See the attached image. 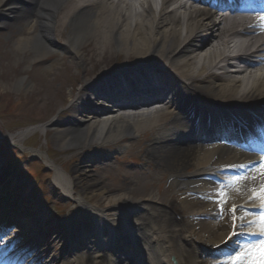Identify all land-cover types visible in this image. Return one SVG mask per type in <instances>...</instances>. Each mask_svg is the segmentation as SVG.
I'll list each match as a JSON object with an SVG mask.
<instances>
[{
  "label": "bare ground",
  "instance_id": "obj_1",
  "mask_svg": "<svg viewBox=\"0 0 264 264\" xmlns=\"http://www.w3.org/2000/svg\"><path fill=\"white\" fill-rule=\"evenodd\" d=\"M256 7L238 11L222 0H162L158 8L155 0H0V14L20 21L18 48L32 51V60L38 61L62 51L71 58L69 66L76 68L68 94L60 96L64 107L42 125V130L36 129L53 128L56 148L78 149L66 174L50 162L55 182L69 194L123 193L119 198H106L108 202L102 208L76 196L93 214L113 215L125 225L141 226L142 230L129 231L127 236L147 245H138L136 254L129 255L125 251L132 248L122 247L119 240L126 231L122 223L109 219L114 224L112 238L104 240L96 229L101 218L90 222L87 214V220L59 227L53 220L43 225L45 218L38 213L28 224L42 225V234L34 233L26 242L4 246L0 255L5 250L17 253L27 245L35 254L45 257L48 252L53 261L62 258L60 264H73L63 245L70 240L82 245L93 235L95 249L79 247L88 252L86 264H115L109 254L103 253L108 242L114 243L108 247L122 253L117 260L125 263L143 259L142 264H153L155 258L157 264H206L210 258L200 259L193 246L183 245L185 239L191 238L200 247L209 245L227 251L231 230H249L241 225L250 219L241 205L247 204L264 178L260 168L264 143L246 144L236 137L264 142V122L257 115H264V20L255 14ZM230 51L243 54L238 59L241 65L233 69L227 54ZM222 55H226L223 61L216 62ZM54 65L50 62L48 68ZM142 66L153 67L154 75L145 77L144 71L137 75L129 70H142ZM150 81L154 85L146 91L136 85L145 86ZM20 84L23 80L18 81ZM205 100L213 106L203 108ZM109 104L117 112L112 113ZM191 130L205 135L191 137ZM26 132L30 130L6 136L18 142ZM128 136L136 137L134 150L138 158L148 160L149 168L154 165L152 169L138 171L109 160V152ZM106 142L113 143L100 146ZM220 167L230 173L244 169L252 172L228 185L224 192L216 182L202 178L208 173L219 175ZM165 175H170L171 183L158 199H164L172 189L180 190L179 205L188 216L187 224L171 231V235L166 228L178 225L177 221L167 210L152 204L157 196L150 191ZM12 182L22 184L17 174L0 167V202L6 196L8 204L11 199L23 204L31 191L27 187L20 190ZM219 212L223 219L218 217ZM99 224L104 237L108 227ZM173 255L175 260L171 261Z\"/></svg>",
  "mask_w": 264,
  "mask_h": 264
},
{
  "label": "rangeland",
  "instance_id": "obj_2",
  "mask_svg": "<svg viewBox=\"0 0 264 264\" xmlns=\"http://www.w3.org/2000/svg\"><path fill=\"white\" fill-rule=\"evenodd\" d=\"M2 21L5 20L0 15V132L2 133V135L0 133V137L4 138L3 134L5 135L11 132L17 133L19 131H23L24 129H28L33 125L36 126L35 123L40 121L41 123L37 124V127L42 130L41 125H44L48 122V120L55 118L57 116V110H59L61 106L64 107V105H62L60 96H62L63 93L66 95L68 94L70 84L74 80L73 78L76 76V68L73 64L69 66V61L71 58H69L67 55L64 56L63 52L61 51H54L53 57L47 59L48 61L32 60V51H23L17 46V38L21 35V30L18 27L20 22L13 21L11 23H6L4 27H1ZM50 62H54L55 64L53 69L48 68ZM112 63L114 64V62ZM81 76L82 74L80 73L79 77ZM19 80H23V84H20V87L18 85ZM7 104L9 107H5ZM12 107L15 108L12 110V113H9ZM41 130H35L36 132L34 133L33 130L26 132V134L21 139H19L18 142L8 140L9 138L6 137L5 141H10L14 146L8 145L5 148L6 154H4V160L0 157V167L8 169L12 174H16L15 172L17 171L18 175H22L23 170H27L29 173L33 174L39 173L41 180L47 176L48 178L45 179L50 182L49 186L51 185L53 188L56 187L54 188L55 192L52 190L50 191L48 184H44L45 182L40 181V184L44 189L43 195L38 192L35 193L34 188H36L37 185H34L33 182L27 179L24 181V178L20 175L19 179L22 182V185L27 183V185L33 189L31 191H34L31 193L32 197L27 199L31 204H28L29 206H27V200H24L22 202L23 204H18V202L13 199L9 200L11 202L8 204L6 203V196L3 197V201L0 202V226H2L3 222H7L9 216L14 215L15 217H11V219L15 222L11 228H13V231L16 232L19 238L23 240H25V238L28 236V233L32 231H43L42 225H38L37 223L28 225L27 223L29 220H35V212L40 213V209L43 210V213H41L42 218H46L44 215V212L46 211L43 207L44 205L47 206L48 210L50 211L49 214L52 217H55L56 214H58L57 209H59L61 210L60 213L63 215V218L69 222L76 223V220H87V214L89 215L90 222H92L91 219L99 220L98 214H93V212L89 211L84 205L75 201L74 198L72 200V196L70 194H65L63 191L57 188V186L54 184L55 174L53 166L47 163L48 159H46V157L49 158V154L51 157L50 159L53 158L54 160H52L60 164L61 168L67 173L74 155L78 152V149L68 151V149L64 150L61 148H56L53 139V128H50L47 131V136H45L44 132ZM127 138L128 141H125L120 148L116 149L117 157L115 155V151L109 152L108 150L110 156L109 160H113L116 164L123 162L129 168L140 171V164L133 163L140 160L131 154L132 149L130 148V143L134 140V138ZM109 143L110 142H106L100 146L107 147ZM36 147H41L42 151L40 152V155H42L43 158H41L40 155L39 157H36L37 155L35 156L34 152H36V150H34V148ZM16 157H19L21 160L23 159V162L21 165L13 166L14 158ZM130 160L132 162H129ZM168 177L169 176L166 175L159 179L158 184L150 190L152 194L157 195L160 193L158 192L160 189V182H165L166 180L168 181ZM13 183L15 182H12V184ZM15 186H17L16 183ZM164 187L161 188L164 189ZM20 190L25 189L22 187ZM74 194L75 196L76 194L83 196L91 206L98 208H102L107 204L108 199L106 198L109 197L115 199L123 195V193L119 191L109 194L105 192L102 193L100 191L96 192L95 194L94 192L81 193L74 191ZM134 194V196H139V193ZM176 196H174L175 198L173 197L171 200L172 203L173 201L175 203H171V205L169 204L170 200L167 198H156L152 204L166 209L168 212H170L169 214L173 218H175L176 212L184 216L186 214L184 210H182L178 205L179 199L178 195ZM21 199H24V197H21ZM146 203L149 204L150 202L147 201ZM141 204L144 205L145 203L143 202ZM91 214L93 216L92 218L90 217ZM109 219L112 221V223L120 222L116 216H109L107 222L104 223V225L108 228H111L112 225H114L109 223ZM176 219L181 220L180 218ZM137 222H140V220H137ZM180 225L182 226V224ZM180 225H176L168 229L171 231H177L180 229ZM123 226L126 227L125 224H123ZM134 229H137V227H134ZM141 229L143 228L141 227ZM169 234L171 235V232H169ZM124 235H127V233L125 232ZM103 239H106V237H103ZM120 241H122V245L128 241V238L126 239L125 237H121ZM185 243L187 246H198L195 242H192L190 238L186 240ZM105 253L108 252L106 251ZM31 256L32 254L29 255V257ZM36 258L37 257L34 256L31 259L34 260ZM71 258L73 259L75 257ZM81 258H83L81 255L78 256L80 261ZM76 262H78V260H76ZM154 262V264H156V259ZM116 263L124 264L122 262H118V260ZM40 264H47V262H41Z\"/></svg>",
  "mask_w": 264,
  "mask_h": 264
},
{
  "label": "snow or ice",
  "instance_id": "obj_3",
  "mask_svg": "<svg viewBox=\"0 0 264 264\" xmlns=\"http://www.w3.org/2000/svg\"><path fill=\"white\" fill-rule=\"evenodd\" d=\"M261 20H264V17H261ZM260 168L261 173L264 174V163L260 165ZM261 193H264V186L261 187ZM259 198L261 201V208L264 209V195H260ZM235 210L236 207L233 206L232 211L235 212ZM259 221L261 233H264V212L261 213ZM254 249L255 251H253ZM247 256H252L250 264H264V240L260 241L259 247L256 245H250L247 249H243L235 256H229V258L224 261L223 264H241V261H243Z\"/></svg>",
  "mask_w": 264,
  "mask_h": 264
}]
</instances>
